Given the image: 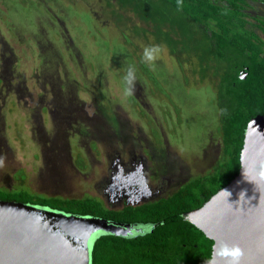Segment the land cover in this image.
<instances>
[{
  "label": "rangeland",
  "instance_id": "obj_1",
  "mask_svg": "<svg viewBox=\"0 0 264 264\" xmlns=\"http://www.w3.org/2000/svg\"><path fill=\"white\" fill-rule=\"evenodd\" d=\"M110 1L0 0V187L103 196L113 162L136 158L170 194L220 158L214 86L154 36L134 34L147 26ZM253 5L264 16V2ZM123 12L133 47L118 26ZM150 45L163 46L150 70L164 91L138 65ZM129 65L134 95L125 92Z\"/></svg>",
  "mask_w": 264,
  "mask_h": 264
},
{
  "label": "trees",
  "instance_id": "obj_2",
  "mask_svg": "<svg viewBox=\"0 0 264 264\" xmlns=\"http://www.w3.org/2000/svg\"><path fill=\"white\" fill-rule=\"evenodd\" d=\"M178 2L115 0L114 4L122 11L132 12L147 26H135L134 34L146 40L154 36L156 43L165 44L179 63H192L199 68L201 79H208L214 86L219 110L218 133L223 147L211 170L190 177L167 197L122 210L110 209L100 198L90 195L48 197L24 186L0 187V198L4 200L22 201L67 214L149 225L147 232L133 236L100 234L91 250V264L209 261L214 240L186 220L184 214L201 207L239 174L246 127L252 118L264 115V16L252 13L256 0H182L180 8ZM108 4L112 6V1L108 0ZM126 18L125 12L117 13L119 27ZM126 25L125 22L121 26V33L126 44L132 46L133 37L126 32ZM138 65L156 88L164 91L140 57ZM243 75L246 77L242 78Z\"/></svg>",
  "mask_w": 264,
  "mask_h": 264
},
{
  "label": "water",
  "instance_id": "obj_3",
  "mask_svg": "<svg viewBox=\"0 0 264 264\" xmlns=\"http://www.w3.org/2000/svg\"><path fill=\"white\" fill-rule=\"evenodd\" d=\"M240 159L239 174L184 217L214 240L210 260L225 264L218 254L238 246L241 264H264V115L249 121ZM143 228L0 198V264H91L100 234L133 236Z\"/></svg>",
  "mask_w": 264,
  "mask_h": 264
},
{
  "label": "flooded vegetation",
  "instance_id": "obj_4",
  "mask_svg": "<svg viewBox=\"0 0 264 264\" xmlns=\"http://www.w3.org/2000/svg\"><path fill=\"white\" fill-rule=\"evenodd\" d=\"M116 162H118L116 165L117 168L114 167V169H112L111 171L112 172L111 176L104 181V186H103L104 195L98 196V198H100L103 201V203L110 209L122 210L129 205L139 206L144 203L156 201L163 197H167L168 195H170L175 191L174 190L170 194L166 192V189L168 187L167 185H169V182L164 183V186L163 185H160V187L153 186L149 181L148 175L146 174V167H145L146 165L143 162V160L134 158L129 160L127 163H124L122 159L117 158L116 161L113 162V165ZM16 173L17 175L19 174L17 177L22 175L25 178V174L23 170H19ZM24 178L21 179L24 180ZM188 179L180 182L177 187L179 188ZM14 187L17 186H12V187L9 185L3 186V188H10V189ZM25 187L30 189L28 186ZM35 193L45 195L48 197L67 198L65 196H61L57 194H45L40 192H35ZM72 198H82V197H72ZM130 224H137V223H130ZM139 226L144 227L143 233L147 232L150 228L149 225H139Z\"/></svg>",
  "mask_w": 264,
  "mask_h": 264
},
{
  "label": "clouds",
  "instance_id": "obj_5",
  "mask_svg": "<svg viewBox=\"0 0 264 264\" xmlns=\"http://www.w3.org/2000/svg\"><path fill=\"white\" fill-rule=\"evenodd\" d=\"M182 5V0H179L177 7L180 8ZM163 50L162 45H150L146 46L143 49V62L146 63L150 69H155V61L158 59L159 55ZM124 83L126 85L125 92L127 95H134L135 91V70L134 68L129 65L127 74L124 76ZM4 158L0 157V166H3ZM222 259L225 260V264H241L242 260V251L239 249L238 246H225L221 253H219ZM204 264H218L215 261V258L210 261H205Z\"/></svg>",
  "mask_w": 264,
  "mask_h": 264
}]
</instances>
